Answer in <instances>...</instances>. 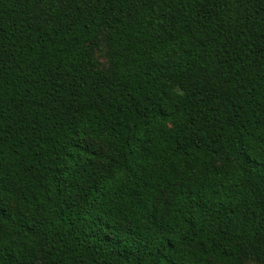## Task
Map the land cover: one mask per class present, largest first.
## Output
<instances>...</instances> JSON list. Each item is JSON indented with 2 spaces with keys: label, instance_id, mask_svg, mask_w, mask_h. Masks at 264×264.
<instances>
[{
  "label": "trees",
  "instance_id": "obj_1",
  "mask_svg": "<svg viewBox=\"0 0 264 264\" xmlns=\"http://www.w3.org/2000/svg\"><path fill=\"white\" fill-rule=\"evenodd\" d=\"M0 264H264V0H0Z\"/></svg>",
  "mask_w": 264,
  "mask_h": 264
}]
</instances>
